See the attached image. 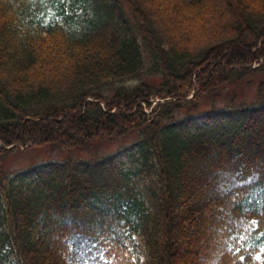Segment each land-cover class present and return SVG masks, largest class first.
<instances>
[{
  "label": "trees",
  "instance_id": "trees-1",
  "mask_svg": "<svg viewBox=\"0 0 264 264\" xmlns=\"http://www.w3.org/2000/svg\"><path fill=\"white\" fill-rule=\"evenodd\" d=\"M263 72L264 0H0V264H264V100L198 110Z\"/></svg>",
  "mask_w": 264,
  "mask_h": 264
},
{
  "label": "rangeland",
  "instance_id": "rangeland-1",
  "mask_svg": "<svg viewBox=\"0 0 264 264\" xmlns=\"http://www.w3.org/2000/svg\"><path fill=\"white\" fill-rule=\"evenodd\" d=\"M261 84L263 86L262 95H258L259 86ZM214 98V104L210 100L211 98H202L199 102L198 110L206 113L207 111L209 112V110H214L212 107H224L231 98H234L236 105L260 103L264 100V72L253 74L245 80L232 85V87L219 91ZM133 142L132 136L115 143L101 141L94 143L92 149L87 153L68 150L54 151L49 149L26 150V148H21L20 151L14 152L7 157L3 168L5 171L9 172L11 176H14L18 172L47 165L48 163L60 162L64 159L81 160L103 155L116 156L120 162L124 163L127 160L126 156H128V150L132 147ZM234 182V179L231 177L225 178L221 182H216L213 190L221 191Z\"/></svg>",
  "mask_w": 264,
  "mask_h": 264
},
{
  "label": "built area",
  "instance_id": "built-area-1",
  "mask_svg": "<svg viewBox=\"0 0 264 264\" xmlns=\"http://www.w3.org/2000/svg\"><path fill=\"white\" fill-rule=\"evenodd\" d=\"M158 102H162V100L160 99H157V98H151L150 99V107H147L146 104H143V107H144V111L145 113L150 117L151 116V112H152V109L153 107L158 103Z\"/></svg>",
  "mask_w": 264,
  "mask_h": 264
},
{
  "label": "snow or ice",
  "instance_id": "snow-or-ice-1",
  "mask_svg": "<svg viewBox=\"0 0 264 264\" xmlns=\"http://www.w3.org/2000/svg\"><path fill=\"white\" fill-rule=\"evenodd\" d=\"M240 259H243V257H240Z\"/></svg>",
  "mask_w": 264,
  "mask_h": 264
}]
</instances>
